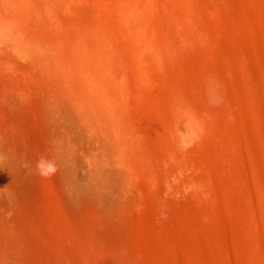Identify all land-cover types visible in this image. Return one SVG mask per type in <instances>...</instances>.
Listing matches in <instances>:
<instances>
[{"label": "rangeland", "instance_id": "1", "mask_svg": "<svg viewBox=\"0 0 264 264\" xmlns=\"http://www.w3.org/2000/svg\"><path fill=\"white\" fill-rule=\"evenodd\" d=\"M205 1L0 0V264H264V0Z\"/></svg>", "mask_w": 264, "mask_h": 264}, {"label": "bare ground", "instance_id": "2", "mask_svg": "<svg viewBox=\"0 0 264 264\" xmlns=\"http://www.w3.org/2000/svg\"><path fill=\"white\" fill-rule=\"evenodd\" d=\"M12 5H16L18 8L21 6L20 5V1L22 0H9ZM198 1V0H197ZM205 1V0H202V2ZM190 2V1H189ZM207 2V1H205ZM198 3V2H197ZM198 5V4H197ZM23 8V7H22ZM211 10V9H210ZM169 13H170V16H171V19H179L181 18L174 10V8H171L169 10ZM134 15H137L140 19L142 18H146V15H144V13L140 12L139 10L135 9L134 10ZM145 16V17H144ZM144 20V19H143ZM146 20V19H145ZM142 22V21H141ZM179 27V26H178ZM12 28L16 31L17 30V33H21V27L20 26H17L16 24H13L12 25ZM209 30V28H208ZM205 31V30H204ZM208 32V31H207ZM20 33L18 34L20 36ZM203 35V34H202ZM206 35V34H205ZM208 36V35H207ZM201 37V36H200ZM149 35L148 33L145 32L144 34V38L139 41V42H136L134 45H133V52L138 55V58H140L141 61H145V56L142 55V51H144L146 48L150 47V48H155V45L156 44H152L150 41H149ZM206 39V38H205ZM167 48H175V44H173L172 42H169L165 45ZM261 185V184H260ZM262 187V190H263V195H262V201L264 203V187L261 185Z\"/></svg>", "mask_w": 264, "mask_h": 264}]
</instances>
